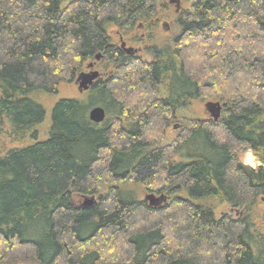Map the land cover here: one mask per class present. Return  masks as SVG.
<instances>
[{"label": "trees", "instance_id": "trees-1", "mask_svg": "<svg viewBox=\"0 0 264 264\" xmlns=\"http://www.w3.org/2000/svg\"><path fill=\"white\" fill-rule=\"evenodd\" d=\"M161 1L0 0V137L33 141L0 152V260L264 264V0H184L166 39L155 35ZM140 24L150 59L118 45L141 42ZM95 55L109 77L87 101L59 98L37 141L45 110L33 94L57 93ZM213 87L219 117L183 124L164 147L172 116ZM93 106L104 108L100 123ZM245 148L261 166L238 160ZM125 181L167 199L136 200L117 187ZM213 200L236 214L216 218Z\"/></svg>", "mask_w": 264, "mask_h": 264}, {"label": "rangeland", "instance_id": "rangeland-1", "mask_svg": "<svg viewBox=\"0 0 264 264\" xmlns=\"http://www.w3.org/2000/svg\"><path fill=\"white\" fill-rule=\"evenodd\" d=\"M164 3H166V5L168 6V11H165L162 7H160L159 9H157L156 12V20H157V32H155L156 37L161 38V39H166L168 37L173 36V34L175 33V29H174V23H173V19L170 18V14H175V6L172 2H170L169 0H165V1H161L160 5H163ZM159 5V6H160ZM182 5V6H181ZM190 7V3H187L184 0H180V9L182 8L187 9ZM163 9V10H162ZM179 10V9H178ZM140 26H142V24H140ZM166 26V27H165ZM144 28V26H143ZM109 34L116 39L117 37V30L115 28H110L108 30ZM136 32H138V37L139 34L144 32V37L140 38L142 39L141 42L136 41L135 39L133 41H130V39L127 38H122V40L126 43V46H124L125 48L131 47L132 49H136L137 52V56L140 57L141 59H150V55L148 54V42L144 41L146 38V32L145 30L142 31L141 30H136ZM173 33V34H172ZM137 34V33H136ZM119 37V36H118ZM160 40V39H159ZM160 44H162L163 41H159ZM107 61L104 57H100L98 59H89L87 61L84 62V67L83 70H81L82 72H89V71H96L98 72V76L99 78L101 77V79L103 80L104 78H108L110 75V67L107 64ZM91 62L92 66L91 67H87V65H89ZM105 66H108L106 68H104ZM80 71V72H81ZM79 72V73H80ZM78 73V74H79ZM77 74V75H78ZM76 75V76H77ZM75 76V78H76ZM97 76V77H98ZM94 79V80H98ZM93 80V83H94ZM92 83V84H93ZM89 90H84V91H80L78 89V85L77 83H75V79L73 80V82L70 83H66V82H62L58 85L57 87V93H53V94H48V93H43V92H35L33 94V98L39 102L44 110H45V117L43 122L37 127V141L44 139L47 136L48 133V124H49V118H50V112H51V108L53 107L54 103L59 99V98H77L79 100H85L87 101V96H88V92ZM220 92H222L221 88H214L209 90L208 92H204L203 96H201L200 98L193 100L191 103L188 104V106H184V108H181L182 110L180 112H178V114L172 116V120L170 121V123L168 124L169 126H167L166 128V138L164 139V142H162L164 145V147L166 145H168L169 143H172L174 141H176L177 139H175V137L177 138L178 136H176V134L178 135L180 132V129L175 130L174 129V124H184V127H187L188 123H192L193 119H206V118H212L211 116H209V114L207 113L204 105L205 103L209 102V101H217L219 103H223V101L219 100V95ZM222 110V109H221ZM220 110V112H221ZM180 118L181 120L175 122V118ZM121 118V117H120ZM117 119L115 117L112 118V120ZM183 119V120H182ZM181 131V130H180ZM17 139V138H16ZM15 138H10L7 134L4 136L0 137V152H3L6 148L9 147H16V146H23V145H27L32 143L33 141L28 138V137H24L22 139H17ZM237 158L239 161L242 162H253V166L256 167L258 164V159L256 157V155L248 148L245 149H239L237 150ZM251 156V157H250ZM111 186V184H106L104 187H101L98 189V194H92V195H81V196H77V199L79 201V204L83 205L84 199L85 198H91L93 200V202H96L99 199L100 195H104L105 191ZM142 183H137V182H133V181H125L123 183L117 184V187L120 189V191L123 189H131V193L133 191V193H135V198L136 200H140V199H146L147 196H152L154 198L159 199V201H156L154 203H157L155 205H152L154 203H151L150 201H148V203L150 202V205L153 207H158L163 205L164 201L167 199V194H163L164 195V199L162 200V197H160L161 195L156 194L154 192H150L148 191V189H146V187L144 186ZM109 190V189H108ZM99 195V196H98ZM212 200V199H211ZM216 203V207L213 209L214 215L216 216V218H218L221 214L223 213H227V211L230 212V214L235 215L236 212L229 208L228 205H226V203H218V201L213 200ZM213 201H211V203H213ZM90 205L87 206H82V207H89ZM257 217L260 218L261 215V207H260V213H256ZM112 244V243H111ZM109 244V245H111ZM105 260H112V256L109 254L106 257H104ZM107 260V261H108ZM0 264H11L8 261H6V259H2L0 260ZM12 264H22L20 262V260L15 261Z\"/></svg>", "mask_w": 264, "mask_h": 264}, {"label": "water", "instance_id": "water-1", "mask_svg": "<svg viewBox=\"0 0 264 264\" xmlns=\"http://www.w3.org/2000/svg\"><path fill=\"white\" fill-rule=\"evenodd\" d=\"M170 2H175L176 6H179V0H169ZM176 7V8H177ZM120 46L124 49L126 53H130L132 48L124 47V42H121ZM99 55H95V59H98ZM88 66H92V64H89ZM98 76V72L96 71H89V72H80L76 78H75V83L78 85V89L80 91H84L89 89V87L92 85L93 80L96 79ZM207 113L209 116L213 118V120H216L219 115H220V108L221 104L217 101H209L205 103L204 105ZM88 118L91 122L93 123H100L104 120L105 118V111L104 108L101 106H93L92 108L89 109L88 111ZM251 157V156H250ZM251 167H253V162L249 163ZM154 197L152 196H147L146 199H148L151 203H154ZM93 202V200L90 198H85L83 205L82 206H87L90 205Z\"/></svg>", "mask_w": 264, "mask_h": 264}, {"label": "flooded vegetation", "instance_id": "flooded-vegetation-1", "mask_svg": "<svg viewBox=\"0 0 264 264\" xmlns=\"http://www.w3.org/2000/svg\"><path fill=\"white\" fill-rule=\"evenodd\" d=\"M173 4H174V6H175V10H176V3L175 2H172ZM182 6V5H181ZM179 8H180V0H179ZM181 10H183L182 8L180 9V11ZM166 27V26H165ZM142 29H143V26H141L139 29H137V30H141L142 31ZM143 31H144V29H143ZM139 37L140 38H143L144 37V32H143V34L142 33H140L139 34ZM118 41H119V43H118V45H119V48L122 50V52L125 54V55H129V56H136V57H138L137 56V50L136 49H132L131 50V52L130 53H126L125 51H124V49L123 48H121L120 47V42L122 41V39H120V38H118ZM125 43V42H124ZM125 46H126V43H125ZM93 59V58H92ZM91 63V62H90ZM100 79H101V77H100ZM107 78H104L103 80H106ZM94 84V83H93ZM91 88H92V86H90ZM221 108H222V106H221ZM221 113V112H220ZM176 120H175V122L174 123H176L177 121H179V120H181L180 118H175ZM182 126H183V124H174V129L175 130H177V129H181L182 128ZM176 136H177V134H176ZM175 139H176V137H175ZM243 165H246V166H248V167H250V168H252V169H254V168H256L257 166H261V162L260 161H258V164H257V166L256 167H251V165L249 164V162H242V161H240ZM95 202H92L90 205H92V204H94Z\"/></svg>", "mask_w": 264, "mask_h": 264}, {"label": "bare ground", "instance_id": "bare-ground-1", "mask_svg": "<svg viewBox=\"0 0 264 264\" xmlns=\"http://www.w3.org/2000/svg\"><path fill=\"white\" fill-rule=\"evenodd\" d=\"M178 9H179V6L176 8V10H178ZM160 197H162V200L164 199V196L163 195H161ZM153 199H154V202L159 201V199H157V198H153ZM154 204H157V203H154Z\"/></svg>", "mask_w": 264, "mask_h": 264}]
</instances>
